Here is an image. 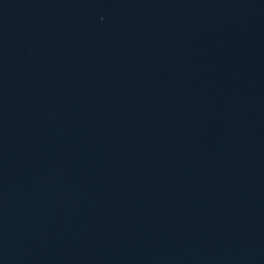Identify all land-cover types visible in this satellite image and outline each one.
I'll list each match as a JSON object with an SVG mask.
<instances>
[{
  "label": "water",
  "instance_id": "1",
  "mask_svg": "<svg viewBox=\"0 0 264 264\" xmlns=\"http://www.w3.org/2000/svg\"><path fill=\"white\" fill-rule=\"evenodd\" d=\"M0 264H264V0H0Z\"/></svg>",
  "mask_w": 264,
  "mask_h": 264
}]
</instances>
